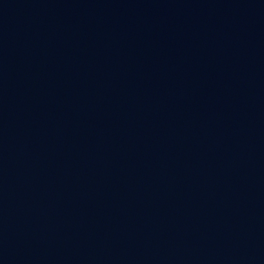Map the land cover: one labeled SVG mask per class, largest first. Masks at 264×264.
<instances>
[{"label":"water","instance_id":"water-1","mask_svg":"<svg viewBox=\"0 0 264 264\" xmlns=\"http://www.w3.org/2000/svg\"><path fill=\"white\" fill-rule=\"evenodd\" d=\"M0 264H264V0H0Z\"/></svg>","mask_w":264,"mask_h":264}]
</instances>
